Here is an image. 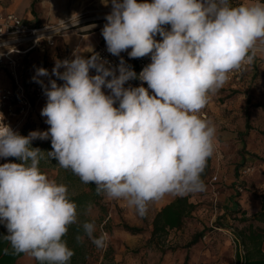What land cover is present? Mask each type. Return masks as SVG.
Wrapping results in <instances>:
<instances>
[{
  "label": "clouds",
  "instance_id": "9594fccd",
  "mask_svg": "<svg viewBox=\"0 0 264 264\" xmlns=\"http://www.w3.org/2000/svg\"><path fill=\"white\" fill-rule=\"evenodd\" d=\"M111 5L102 28L107 51L120 56L131 49L130 58L150 56L138 76L122 57L113 68L98 53L75 55L55 62L51 75L62 85L51 78L45 85L39 77L49 72L43 67L33 77L47 97L41 116L48 130L23 136L0 113V158L20 161L0 165L5 255L71 264L75 253L64 237L72 225L83 230L78 243L86 236L97 248L106 245V234L95 235L94 222L79 220L67 185L41 172L45 153L82 183L94 184L98 195L125 202L139 217L166 195L205 191L202 176L216 150L217 129L199 114L231 73L252 65L264 51L260 0L238 5L232 0H111ZM136 79L148 87H125ZM49 138L50 152L31 146Z\"/></svg>",
  "mask_w": 264,
  "mask_h": 264
},
{
  "label": "crops",
  "instance_id": "0c3cea01",
  "mask_svg": "<svg viewBox=\"0 0 264 264\" xmlns=\"http://www.w3.org/2000/svg\"><path fill=\"white\" fill-rule=\"evenodd\" d=\"M232 3L238 5L241 0H232ZM107 10H112L111 0H0V14L14 13L33 26L76 16L88 18L74 31L56 38L54 46H44L30 53V58L49 65L48 78L54 77L51 72L57 60L67 56L71 60L75 55L90 57L98 41L104 40L102 28L107 21L101 16ZM26 64L24 60L22 71ZM11 84L8 71L0 66V91ZM46 102L37 105L29 125L25 122L16 131L27 136L31 131L48 130L46 117L41 116ZM202 112H206L216 126V150L202 176L206 190L183 196L192 209L184 215L181 226L167 228L150 242L155 216L181 196L169 194L151 202L145 217L136 215L125 202L103 196L108 207L107 225L111 229L107 239L115 250V261L123 258L124 264H236L237 248L227 234V223L231 221L229 212L239 209L246 212V216L255 215L261 210L264 196V56L257 57L241 83L227 82ZM39 142H42L41 150L48 152L51 139ZM7 162L20 161L9 157L4 161ZM245 166H251L252 172L243 176L241 170ZM64 171L57 160L50 159L42 168V173L51 180ZM213 176L217 177L215 182H212ZM238 184L245 185V191L237 192ZM122 223L142 228V231L130 233L120 227ZM202 231V237L188 246L193 236Z\"/></svg>",
  "mask_w": 264,
  "mask_h": 264
},
{
  "label": "built area",
  "instance_id": "2783aa9c",
  "mask_svg": "<svg viewBox=\"0 0 264 264\" xmlns=\"http://www.w3.org/2000/svg\"><path fill=\"white\" fill-rule=\"evenodd\" d=\"M110 12L111 10L105 11L101 17L105 19L106 15ZM87 19L88 18L76 16L57 23L33 26L14 13L0 14V66L8 71L12 80L10 86L0 91V113L3 114L4 123L10 125L13 130L16 131L20 125L24 124L28 119H32L37 105L42 101H47L42 86L36 83L33 77L36 75V70L40 67L47 69L50 74V67L43 61L30 58V53L44 46H54L56 38L65 36L74 31L76 26L85 22ZM164 27L170 29V25H165ZM155 38L157 40L162 39L159 35ZM259 47L264 48V45H260ZM93 53H98L102 60L108 62L106 66H112L113 68L119 65L122 57L126 65L131 66L137 73V76L146 65L151 63L150 56L130 58L127 51L122 52L120 56H113L107 51L106 42L103 39L98 41L90 57ZM260 55L264 56V51H258L256 59ZM65 59L70 60V56H67L63 60ZM24 60H26L27 64L22 71ZM252 65L246 66L241 71L231 73L228 82L236 84L241 83ZM62 71H64L63 68L61 72ZM28 72L30 73L28 74ZM90 74L95 75V70H90ZM118 74L117 72V75ZM39 79L43 80L45 85L50 86L48 77H39ZM51 79L57 78L54 76ZM63 83L64 81L57 79L58 85H62ZM141 84H143L145 88L148 87L146 82H142L139 79L128 81L125 87H138L141 86ZM149 92L151 94L150 89ZM199 115L204 119H208L206 112H201ZM3 160L4 158H0V164ZM250 172H252L251 166H245L241 170L243 176ZM216 180L217 177L213 176L212 182ZM236 191L243 192V186L238 184V186H236ZM102 233L106 234L107 237L106 232L102 230ZM227 234L229 235L232 245L237 248V252H244L240 239L236 235L234 229L228 228Z\"/></svg>",
  "mask_w": 264,
  "mask_h": 264
},
{
  "label": "trees",
  "instance_id": "16d2710c",
  "mask_svg": "<svg viewBox=\"0 0 264 264\" xmlns=\"http://www.w3.org/2000/svg\"><path fill=\"white\" fill-rule=\"evenodd\" d=\"M31 121L32 119H28L26 122L29 125ZM31 146L41 149L42 142H39V139L34 140ZM50 151H52L51 143L48 146V152ZM44 155L45 159H42L39 164L41 172L42 168L48 165L47 154ZM53 160L55 159H51V161ZM4 161L0 165L4 164ZM55 181L67 185L71 199L78 206L79 220L81 222H94L96 225L95 235L99 236L103 230L107 233L108 238L111 230L107 225V220L109 219L108 207L103 201V195L97 194L95 185L82 183L79 177L74 175L70 170L62 172V174L55 178ZM242 186L245 191V185ZM261 203V210L255 215H252V217L246 216V212H242L239 209H234L229 212L231 221L227 223V228L234 229L244 250L242 253L236 252V264H264V196L261 197ZM191 209L192 206L187 203L185 197H178L174 202L162 208L154 218V228L150 242L155 235L166 232L167 228L181 226L184 215ZM93 211H95V215H93ZM235 213L238 214L233 216ZM239 214L241 216H237ZM120 227L130 233H139L142 231V228L129 226L126 223L120 224ZM236 227H238V230ZM4 235H7V228L4 224H0V264H19L22 258L29 257L26 254L13 255L11 252L5 255L3 249L9 247V245L2 239ZM77 235L83 236V230L78 225H72L64 237L69 247L75 253L71 259V264H95L97 259L109 256V252L112 251L111 248L113 246L108 242V239H106L105 247L100 249L93 245L86 236L83 242L78 243L76 240ZM202 235L203 231L195 234L188 246L194 244ZM25 264H38V262L32 258L30 263Z\"/></svg>",
  "mask_w": 264,
  "mask_h": 264
},
{
  "label": "rangeland",
  "instance_id": "374dc122",
  "mask_svg": "<svg viewBox=\"0 0 264 264\" xmlns=\"http://www.w3.org/2000/svg\"><path fill=\"white\" fill-rule=\"evenodd\" d=\"M119 214V213H118ZM93 215H95V211H93ZM250 217H252V216H250ZM237 228V230H238V227H236ZM110 239H108V242H110L109 241ZM112 249V251L111 252H109V256H107V257H100L99 259H97V262L95 263V264H124L125 263V261H124V259L123 258H118L117 259V261H115V259H114V248L112 247L111 248ZM32 261V257H24V258H22L20 261H19V264H25V263H30Z\"/></svg>",
  "mask_w": 264,
  "mask_h": 264
}]
</instances>
